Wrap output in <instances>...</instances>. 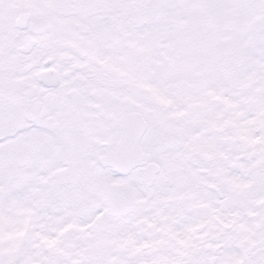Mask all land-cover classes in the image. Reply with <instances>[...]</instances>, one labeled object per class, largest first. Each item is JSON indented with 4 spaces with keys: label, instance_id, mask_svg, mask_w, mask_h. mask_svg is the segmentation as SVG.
Returning a JSON list of instances; mask_svg holds the SVG:
<instances>
[{
    "label": "snow or ice",
    "instance_id": "1",
    "mask_svg": "<svg viewBox=\"0 0 264 264\" xmlns=\"http://www.w3.org/2000/svg\"><path fill=\"white\" fill-rule=\"evenodd\" d=\"M0 264H264V0H0Z\"/></svg>",
    "mask_w": 264,
    "mask_h": 264
}]
</instances>
